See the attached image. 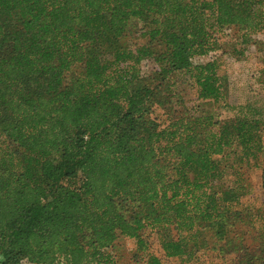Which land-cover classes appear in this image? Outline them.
<instances>
[{
	"label": "trees",
	"instance_id": "1",
	"mask_svg": "<svg viewBox=\"0 0 264 264\" xmlns=\"http://www.w3.org/2000/svg\"><path fill=\"white\" fill-rule=\"evenodd\" d=\"M227 26L252 42L264 0H0V264H128L120 237L165 264L147 231L168 258L264 264V105L221 117Z\"/></svg>",
	"mask_w": 264,
	"mask_h": 264
},
{
	"label": "rangeland",
	"instance_id": "2",
	"mask_svg": "<svg viewBox=\"0 0 264 264\" xmlns=\"http://www.w3.org/2000/svg\"><path fill=\"white\" fill-rule=\"evenodd\" d=\"M142 31L141 22L139 20L132 21L126 40L131 44L145 43L147 38L141 35ZM217 35L222 45V49L218 51L217 55L222 58V71L226 73L229 84V104L227 107L220 109L221 117H232L240 105L248 102L259 106L264 105V82L261 72L264 69V32L254 35V40L248 44L242 43V31L237 26L223 27L217 30ZM234 47L243 49V54L235 55L233 51ZM209 58H211L210 55L197 58L196 61H206ZM153 67L154 63L144 61L141 69L147 72ZM181 82H183L181 89L183 90L187 103L192 105L195 98V89L188 84L187 80H181ZM260 175L261 171H257L251 177V183L255 190L253 194L259 195L264 191V189L261 190L262 179ZM253 194L252 196H254ZM145 237L148 240L147 252L159 256L165 264H225L216 258L214 251L201 253L200 257L194 261L168 258L165 256L155 233L147 231ZM113 251L121 263L130 264L137 258L143 261L146 257V253L138 250L136 240L126 237L118 238L115 247H113ZM22 264L35 263L25 260Z\"/></svg>",
	"mask_w": 264,
	"mask_h": 264
},
{
	"label": "built area",
	"instance_id": "3",
	"mask_svg": "<svg viewBox=\"0 0 264 264\" xmlns=\"http://www.w3.org/2000/svg\"><path fill=\"white\" fill-rule=\"evenodd\" d=\"M24 261H25V260H24ZM24 261H23V262H24ZM23 262H22V263H23Z\"/></svg>",
	"mask_w": 264,
	"mask_h": 264
}]
</instances>
